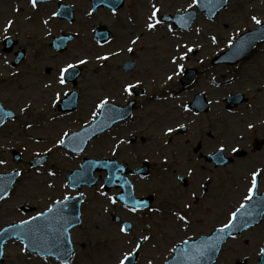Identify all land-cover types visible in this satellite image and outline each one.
Instances as JSON below:
<instances>
[{
    "label": "rangeland",
    "instance_id": "rangeland-1",
    "mask_svg": "<svg viewBox=\"0 0 264 264\" xmlns=\"http://www.w3.org/2000/svg\"><path fill=\"white\" fill-rule=\"evenodd\" d=\"M126 2L115 14L103 8L89 15L92 9L90 0H52L38 3L35 9L29 0H0V100L6 109L16 115L0 127V159L6 161V164L0 165V175L14 169L23 173L11 195L0 204V230L46 211L53 201L62 199L65 194L77 193L70 187L65 189L63 185L68 184L67 175L80 166L84 157H116L131 167L140 165L144 160L150 162L148 176L134 177L133 180L138 195L151 194L155 197L152 210L133 214L121 204L111 205L100 195L101 190L107 192L102 188V181L95 187L83 188L86 196L82 207L83 224L73 230L76 255L70 264H115L116 257L132 247L127 240L136 239L141 234L150 235L152 239L143 244L136 264L158 263L166 258L175 243L209 234L226 222L228 214L244 202L243 197L250 186L248 178L253 170L261 171L259 186L260 191L264 190V148H251L252 140L264 133V43L255 51L257 53L253 56L256 58L243 61L239 66L210 63L233 36L237 38L240 35L237 33L241 29L258 26L251 20L253 15L264 21V0H230L227 7L213 19L198 11L199 16L190 30H180L168 21L175 35L165 26H159L153 32L144 28L151 4L155 3L161 9L160 16H174L185 10L198 9L197 5L188 8L192 0ZM60 3L72 6V21L51 15L58 12ZM45 19L49 20L48 25L43 24ZM10 20L14 23L5 31ZM98 25L110 31L111 39L108 42L99 43L96 40L94 30ZM70 33H74L75 38L65 51L60 52L51 46L54 37ZM137 35L141 37L139 43L131 45L130 38ZM212 36L217 37L216 43H212ZM9 38L13 42L10 49L6 45ZM177 44H188L196 49V54L191 52L186 60L180 61L185 65V71L195 66L207 73L206 82L198 79V90L211 88L209 94L213 100H219L231 91L242 90L254 105L252 108L243 105L237 108L238 112L227 113L214 103L209 117L200 118L203 130L212 133V137L206 141L201 139L197 129H191L189 136L165 135L167 127L183 123L178 116L186 112L177 103L189 97L183 98L184 93L176 95L185 71L174 76L172 81L167 80V76L173 74L174 66L170 58L176 54ZM127 47H133L134 52H127ZM121 48L125 50L119 56H111L107 61L95 59L96 55L103 56ZM228 48L216 58L218 61ZM181 51L184 49L181 48ZM19 52L24 53V58L15 65ZM79 58H85L89 63L79 67L81 74L76 83H55L59 68L66 63H76ZM128 60L136 62V68L130 72L121 67ZM225 79L228 85L218 88L217 81L225 83ZM137 81L138 86L145 90V95L140 97V107L134 111L133 124L129 120L115 125L95 138L79 155L53 147V141L62 132L71 133L90 122L91 112L101 98L125 105L134 95H128L121 88L125 83L137 84ZM48 83H52L53 87L45 88L44 85ZM72 91H77L79 95L77 108L61 112L59 100L53 99L55 93L60 92V98H65L64 93ZM157 92L162 95L161 99L155 100ZM172 95L182 98L171 100ZM28 105L27 113L20 111ZM54 113L61 115L57 114L58 117L53 120ZM28 123L33 125L32 129L26 127ZM249 124L253 127L249 128ZM131 135L137 136L133 144L129 142ZM36 139H40L41 143H35ZM121 140H125V143L119 149H114V145ZM199 142L204 146L195 152L194 146ZM222 144L226 147V155H232V147L245 149V155L234 156L226 166L216 167L207 162L205 153L216 151ZM48 148H52V152L49 153ZM15 150L23 158L19 164L13 158ZM114 150L118 151L115 155ZM38 152L41 156L49 154V159L42 166L32 167L30 162ZM45 169L55 171L57 175L50 177ZM181 174L189 177L187 186L177 179ZM49 183L54 187L49 188ZM205 184L207 189L203 191ZM193 192L195 197L191 195ZM107 193L111 196L113 191ZM186 203L193 205L189 213L191 223L187 229L172 215L178 208L184 209ZM26 206L35 210L28 212L24 210ZM114 215H120L122 221L133 223L128 237L119 233L121 222H115ZM262 241L264 219L247 234L228 240L216 264H237L244 259L246 264H258L254 253ZM6 246L5 260L0 264H61L52 258L23 253L17 240Z\"/></svg>",
    "mask_w": 264,
    "mask_h": 264
},
{
    "label": "snow or ice",
    "instance_id": "snow-or-ice-1",
    "mask_svg": "<svg viewBox=\"0 0 264 264\" xmlns=\"http://www.w3.org/2000/svg\"><path fill=\"white\" fill-rule=\"evenodd\" d=\"M29 2L32 8H37L38 0H29ZM101 2L114 3V0H101ZM200 4L201 0H192V3L188 5V8L192 9L196 5ZM17 11H19V8H17ZM160 12L161 9L157 7L155 3L151 4L150 14L146 16L144 21V28L148 32H153L158 30L159 26H165L169 32L175 35V31L171 23H168L170 18L168 16H160ZM91 14L92 13L90 12L89 15ZM113 14H115V9H113ZM51 15L55 17L59 15V13L53 12ZM189 18H191L190 12ZM251 20L258 26L264 25V21H262L255 15L251 17ZM175 22L179 24L181 28L189 27L187 20H185L183 15L177 16L175 18ZM13 23L14 22L11 20L8 21L5 31L10 29ZM43 24L48 25L49 20H43ZM140 39L141 37L137 35L135 36V38H130L129 43L131 45H137ZM234 39L235 38L233 37V40ZM211 41L212 43H216L217 37L212 36ZM231 46L232 40L229 41V47ZM181 48H183L184 51H181ZM124 50L125 49L121 48L119 51L111 52L110 54H106L103 56L96 55L95 59L107 61L111 58V56H119ZM193 50V47H190L188 44L176 45V54H174L170 58V62L174 66L172 69L173 74L167 76L168 81H172L174 76H179L185 71V65L183 63H180V61L186 60L188 58V54L193 52ZM126 51L132 53L134 52V48L127 47ZM88 63L89 61L85 58H79L76 63H66L65 66L59 68L55 83H58L60 85H66L67 78L75 74L74 70L82 65H87ZM213 82L215 81L213 80ZM138 85L139 81H137V84L127 83L122 86L121 90L127 93L128 95H132L134 88ZM44 87L51 88L53 87V84L48 83L45 84ZM60 95V92H56L53 99L59 100ZM76 95L77 93L75 92L64 93V96L75 97ZM69 102H71V100ZM28 107H30V105H28L27 107H22L20 111L27 113ZM180 107L185 112L191 111V108L188 105L182 104ZM121 111L122 110L116 108L115 105L112 104L108 98H101L99 102L94 106V110L91 112V120L88 124H85L83 126V130L81 132L71 133L68 131L62 132L59 138L53 141V147L57 149L70 148L72 152L77 153L83 152L84 148L82 147V145L85 143V140H83L82 137L86 136L89 131H91L92 135H94L97 130H103L104 127L108 126L109 121L115 123V119L117 116H120ZM112 113H115L116 115L113 116ZM5 117H12L14 119L15 113L11 111H5L3 107L0 106V125L5 122ZM120 118L123 117L121 116ZM52 119L55 120L56 117L53 116ZM26 127L28 129H32L33 125L31 123H28ZM248 127L251 128L253 127V125L249 124ZM179 128H186V125L179 124ZM174 131H176V128L169 126L165 130V135H171ZM35 143L39 144L41 143V140L36 139ZM123 143H125V141H119L114 145V149H119L120 145ZM52 150V148L47 149L49 153L52 152ZM231 151L237 154L239 152V150L235 147H232ZM224 152L225 146L222 144L217 149L216 159L221 160ZM115 154L116 151L114 150L113 155ZM36 156H41V153H36ZM166 162L167 160L165 159V163ZM90 163H101L104 167H108L110 169V172L112 171V169H114L116 172H119L121 170V165L116 163L115 161H112L111 164L109 161H93ZM3 164H6V161L0 159V165ZM33 164L39 165L41 164V161L37 159L33 161ZM81 167L83 168L84 166L82 165ZM45 172L50 177H55L57 175L55 171H52L50 169H45ZM189 174L191 175L192 173L190 172ZM21 175H23L22 172H14L11 175L0 177V200L6 199L8 195L7 188L8 185L11 184L13 177ZM76 175L79 176L80 173H77ZM260 177V170H253L250 173V176L248 178L250 186L247 187V194L243 197V200L246 203H241L238 208H236L234 211H231L226 217V222H223L220 227L215 228L210 235L201 238L199 241H196L191 245L189 244L188 240L182 241L183 245H185V248H180L179 246L173 247L171 251L173 253H176L177 255L173 257L172 261L166 262V264H180L181 261H193L197 262L198 264L199 259L201 257H204L208 252L219 250L220 242L223 241L225 237L235 239L232 230H239L237 221L241 215H251V213L247 211L249 206L247 202H251L254 196L256 195L258 188V180L260 179ZM177 179H182V177H177ZM105 183H119V185L121 186L128 185L129 187H131L130 182L122 175H110L105 181ZM75 184L76 181L73 180L71 185L64 184L63 187L67 189L69 187H74ZM47 186L49 188L54 187V185L51 183H49ZM80 195L83 196V193H81ZM100 195L103 196L111 205H116L119 202H123L124 208H126L129 212L133 214L140 212L148 207V205L144 201L137 200L133 191H127L124 194L109 196L107 192L101 190ZM191 195L195 197L196 194L195 192H193ZM72 199V196L65 194L62 199L53 201L52 206L48 207L46 211H42L37 216H33L30 219H21L19 223H14L8 228L3 229V231L0 232V239H2L4 236H8L9 238L14 237L15 240L20 243L21 251L25 254L32 252L36 253L37 255L43 256V258L45 259L51 256H56L57 259H61L62 254L57 251H54V249H59L64 243L71 244L72 242L71 237L65 235L69 231V225L71 224V221H69L64 215L65 209L68 208V202ZM261 199L264 200V197H262ZM130 201L132 202L131 206L129 205ZM192 207L193 205L191 203H186L184 205V209H187V211L178 208L172 213L174 218L178 222H180L185 227V229H187V227L191 223L189 219V213L191 212ZM105 210L107 211V209ZM154 211H158V209ZM38 221L40 222L39 224H37ZM132 227V224L125 222L121 227H119L118 231L119 233L123 234V236L128 237L131 234ZM239 227H248L247 221H245L244 224L240 225ZM151 239L152 237L150 235L141 234L136 239L127 240V244L131 245L132 247L127 251H122L120 255L116 257L115 264H133L134 260L136 259V256L141 251L143 244L145 242L150 241ZM192 250H194V253ZM65 252L67 253V255L63 256L62 264H70L69 257L73 254L72 250L65 249ZM3 254V245L0 244V255ZM259 255L264 258V247H261L259 249ZM149 264H151V262H149Z\"/></svg>",
    "mask_w": 264,
    "mask_h": 264
},
{
    "label": "water",
    "instance_id": "water-1",
    "mask_svg": "<svg viewBox=\"0 0 264 264\" xmlns=\"http://www.w3.org/2000/svg\"><path fill=\"white\" fill-rule=\"evenodd\" d=\"M123 3H124V0H114V3H107V2H101V0H94L95 9L98 8L99 6H108V7H112L113 9H118V8H120L123 5ZM69 18H72V12H70ZM70 38L71 37H63L62 38L63 39V43L61 44L60 48H62V49L65 48L66 47V42ZM18 60H20V58ZM75 104H76V101L74 102V105ZM121 110L124 113L126 112L128 114L130 112V107H128V109H121ZM125 116H123V117H125ZM115 120H118V119H115ZM94 135H92V133H90V131H89V134L84 139L85 143L82 145L83 148L85 147L86 143L91 139V137L94 136ZM89 137H90V139H89ZM101 161H108V160H101ZM90 162H93V160L85 162V164L83 165L84 167L79 172H76V173H80L81 174L80 176H82V175H87V176H84V178H82L81 181L78 184H75V186L80 187L82 183L93 184L94 182H93V178H92V173H93V171L96 168L107 169L109 171L110 175H114V173H115L114 169H112V171L110 172V169L108 167H104L101 163H94L93 164V163H90ZM96 162H100V161H96ZM109 162L111 164L112 161H109ZM224 162H226V161H223V163ZM121 168L124 169L123 166H121ZM123 173H125V172H123ZM81 200H82L81 196L73 197V199L68 202V208L65 209V211H64L65 217L69 221H71V224L69 225V230L73 226L78 225L80 223V204H81ZM255 202L256 201H254L253 203H255ZM263 213H264V207H262L259 210H257L255 214H251L252 215L251 217L246 218V221L248 223V227L259 223L261 221V219H262ZM239 220H240V217H239L237 223L239 222ZM244 222H245V220H243V222L240 223L238 226L244 224ZM39 223L40 222L38 221L37 224H39ZM65 235L69 236V231ZM8 238H9L8 236H4L2 239H0L1 240L0 243H3ZM221 243H222V241L220 242L219 250L210 251V252H208L206 254L207 257H206L205 264H212L216 260V258L218 257V254L220 252ZM65 246H68V244L64 243V247ZM60 248H63L62 245H61ZM68 250H71V247ZM54 251H57V252L61 253L59 250H56V249H54ZM64 255H67V254H62L61 256L63 257ZM201 258L199 259L198 264H200ZM261 260H262V263L264 264V262H263L264 258H261ZM194 263L197 264V262H194Z\"/></svg>",
    "mask_w": 264,
    "mask_h": 264
},
{
    "label": "bare ground",
    "instance_id": "bare-ground-1",
    "mask_svg": "<svg viewBox=\"0 0 264 264\" xmlns=\"http://www.w3.org/2000/svg\"><path fill=\"white\" fill-rule=\"evenodd\" d=\"M39 28H41V25L39 26ZM57 114H59V113H56V114L54 113V114H52V117L55 116V117L57 118V117H58ZM59 115H61V114H59Z\"/></svg>",
    "mask_w": 264,
    "mask_h": 264
}]
</instances>
